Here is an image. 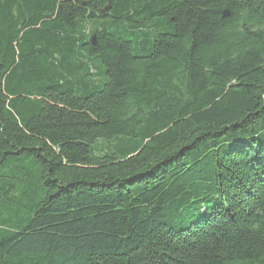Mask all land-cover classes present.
Masks as SVG:
<instances>
[{
    "label": "trees",
    "instance_id": "16d2710c",
    "mask_svg": "<svg viewBox=\"0 0 264 264\" xmlns=\"http://www.w3.org/2000/svg\"><path fill=\"white\" fill-rule=\"evenodd\" d=\"M0 264H264V0H0Z\"/></svg>",
    "mask_w": 264,
    "mask_h": 264
}]
</instances>
